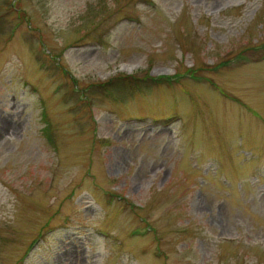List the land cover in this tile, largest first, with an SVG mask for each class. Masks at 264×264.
<instances>
[{
  "label": "rangeland",
  "instance_id": "rangeland-1",
  "mask_svg": "<svg viewBox=\"0 0 264 264\" xmlns=\"http://www.w3.org/2000/svg\"><path fill=\"white\" fill-rule=\"evenodd\" d=\"M0 264H264V0H0Z\"/></svg>",
  "mask_w": 264,
  "mask_h": 264
},
{
  "label": "trees",
  "instance_id": "trees-1",
  "mask_svg": "<svg viewBox=\"0 0 264 264\" xmlns=\"http://www.w3.org/2000/svg\"><path fill=\"white\" fill-rule=\"evenodd\" d=\"M259 46V45H258ZM256 46V47H258ZM172 77V76H171ZM171 77H157V78H152L154 80H159V81H162V80H167L168 78H171ZM166 78V79H165ZM139 78L135 75H131V74H123V75H118L114 78H111L110 80L100 84V85H103V86H106L113 82H116L115 84H117L118 86L117 87H113V88H123V89H128V90H133L135 88V86H138L139 84L136 83L138 82ZM111 87V86H109ZM77 88V87H76ZM104 89V87H103ZM46 129H47V125H46ZM121 197V195H119ZM38 240V238H35L31 243H30V246H33L35 244V242Z\"/></svg>",
  "mask_w": 264,
  "mask_h": 264
}]
</instances>
